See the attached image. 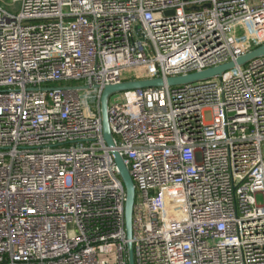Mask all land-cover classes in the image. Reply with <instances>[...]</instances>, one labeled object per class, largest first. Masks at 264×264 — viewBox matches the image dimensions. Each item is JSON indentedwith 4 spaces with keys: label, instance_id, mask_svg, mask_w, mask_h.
<instances>
[{
    "label": "built area",
    "instance_id": "built-area-1",
    "mask_svg": "<svg viewBox=\"0 0 264 264\" xmlns=\"http://www.w3.org/2000/svg\"><path fill=\"white\" fill-rule=\"evenodd\" d=\"M17 1L0 5V264H127L112 149L133 264H264V55L111 95L112 148L99 115L105 85L263 44L264 0Z\"/></svg>",
    "mask_w": 264,
    "mask_h": 264
},
{
    "label": "water",
    "instance_id": "water-1",
    "mask_svg": "<svg viewBox=\"0 0 264 264\" xmlns=\"http://www.w3.org/2000/svg\"><path fill=\"white\" fill-rule=\"evenodd\" d=\"M264 55V43L237 57L234 61L206 68L201 71L188 73L180 76L161 77L159 75L147 78H134L122 80L114 84L103 86L99 96V115L101 121L102 137L106 145L113 147L112 135L107 121V104L111 95L133 89L159 87L163 85L175 86L196 81H202L213 77H218L229 69L245 64L247 61ZM113 161L118 171V176L125 191L123 203V226L125 234V246L127 252V264H133L132 245H131V226H132V206L134 201V186L128 170L119 154L115 149L111 150Z\"/></svg>",
    "mask_w": 264,
    "mask_h": 264
},
{
    "label": "rangeland",
    "instance_id": "rangeland-1",
    "mask_svg": "<svg viewBox=\"0 0 264 264\" xmlns=\"http://www.w3.org/2000/svg\"><path fill=\"white\" fill-rule=\"evenodd\" d=\"M0 5L9 12H16L19 8V2L17 0H0ZM235 37L239 40L244 46L248 45L249 42V31L244 27H239L235 32ZM132 70H129L123 74V76H129ZM77 82H74V84ZM66 84V83H64ZM88 106L94 108V101L88 100Z\"/></svg>",
    "mask_w": 264,
    "mask_h": 264
}]
</instances>
